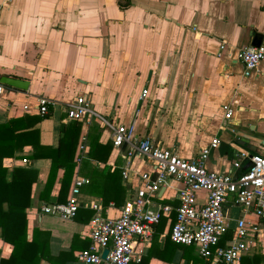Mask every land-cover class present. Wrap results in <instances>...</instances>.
Listing matches in <instances>:
<instances>
[{
    "label": "crops",
    "instance_id": "1",
    "mask_svg": "<svg viewBox=\"0 0 264 264\" xmlns=\"http://www.w3.org/2000/svg\"><path fill=\"white\" fill-rule=\"evenodd\" d=\"M254 38L264 48V0H0V81L5 77L24 87L0 83V124L27 118L17 125L32 126L27 130L37 131V146L54 149L70 124L63 113L65 104L80 96L112 124L127 125L134 119L138 137H147L183 159L217 138L218 147L210 152L205 168L236 176L247 164L243 160L233 168L238 151L264 155V57L249 78L241 76L235 57ZM143 89L146 95L138 102ZM38 97L52 102L44 117L32 110ZM22 106L28 107L27 112ZM225 106L233 110L227 121L222 118ZM33 117L40 120L32 125ZM78 124L72 162L83 133ZM84 134L85 158L77 175L85 184L76 197V215L69 221L39 214L42 204L59 203L61 172L46 201L37 198L48 159L30 160L31 147L24 146L2 160L6 182L31 184L24 210L27 237L33 229L47 233L48 251L53 257L61 253L60 264H79L76 253L87 249L90 205L99 204L113 217L129 189L137 186L134 178L124 182L120 176L124 145L112 148L109 132L95 123ZM132 166L148 170L142 159H132ZM173 194V189L160 190L156 204L173 209ZM197 197L201 204L204 195ZM169 225L170 216L158 244ZM9 252L0 239V259ZM146 264L167 263L150 258ZM171 264L184 262L175 253Z\"/></svg>",
    "mask_w": 264,
    "mask_h": 264
},
{
    "label": "built area",
    "instance_id": "2",
    "mask_svg": "<svg viewBox=\"0 0 264 264\" xmlns=\"http://www.w3.org/2000/svg\"><path fill=\"white\" fill-rule=\"evenodd\" d=\"M242 67L241 76L251 77L264 57V48L245 47L236 53ZM3 87L0 84V95ZM146 90H141L137 101L142 102ZM52 102L38 97L32 106L34 112L44 117ZM28 107L22 106L27 112ZM65 120L77 122L82 132L73 158V175L67 197L63 203H47L39 207V214L60 221L74 219L79 204L76 197L85 180L77 175L78 166L85 158V134L91 124L109 132L112 148L126 147L120 168L121 179L132 178L137 186L130 188L127 198L115 216L108 217L107 210L99 204L90 205L93 214L87 224L89 245L77 252L79 264H137L144 249L149 246L154 227L161 218L168 219L173 211V221L168 228L169 240L193 248L198 264H239L242 258H251L257 245H264V155H246L238 151L233 168L238 169L246 160V169L236 176L208 171L205 163L211 151L218 147V139L200 148L190 159L178 157L173 151L162 149L147 137L135 134V120L127 125L112 124L90 108L83 97H75L64 107ZM139 110L134 111V117ZM233 110L223 107V120L231 118ZM144 160L147 171H138L132 159ZM25 164L24 159L21 160ZM173 189L169 206L156 204L160 190ZM163 193V192H162ZM203 202L198 203V195ZM237 209V216L232 211ZM106 256L101 259V252Z\"/></svg>",
    "mask_w": 264,
    "mask_h": 264
},
{
    "label": "trees",
    "instance_id": "3",
    "mask_svg": "<svg viewBox=\"0 0 264 264\" xmlns=\"http://www.w3.org/2000/svg\"><path fill=\"white\" fill-rule=\"evenodd\" d=\"M25 119L27 118L12 119L0 124V239L10 247L8 257L0 259V264H40L41 261L48 264H60L58 259L61 253L53 257L48 251L47 233L33 229L27 237L24 210L29 206L31 184L22 180L6 182L4 180L6 170L2 167V160L13 157L14 153L21 151L24 146L31 147L30 160H49L46 179L37 198L46 201L57 173L61 172L57 202H64L63 198L73 173L72 156L80 125L77 122H70L62 132L56 148L48 149L37 146V131L27 130L32 126L26 128L17 125L18 122ZM30 120L33 125L40 118L33 117ZM114 175L112 173L108 177L111 178ZM107 201L104 200V203ZM114 202L118 204L117 200ZM3 205H5V209L2 208ZM169 216L171 223L174 217L173 212ZM165 224L166 219L161 218L154 227L151 245L138 264H146L150 258L171 264L175 253L179 254V259L184 264H198L199 260L193 255V248L172 243L168 233L164 235L162 244H158L159 234L164 230ZM239 264H264V251L260 253L257 249L251 258H242Z\"/></svg>",
    "mask_w": 264,
    "mask_h": 264
},
{
    "label": "water",
    "instance_id": "4",
    "mask_svg": "<svg viewBox=\"0 0 264 264\" xmlns=\"http://www.w3.org/2000/svg\"><path fill=\"white\" fill-rule=\"evenodd\" d=\"M259 45H260V40L254 38L253 41L250 44V47L257 48V47H259ZM0 83L2 85H4V86H8V87H11V88H14V89H21V90L24 89V87H22V85L20 84V81L13 80V79H9V78H5L4 77L3 80L0 81ZM106 253H107L106 250H103L101 252V259L105 258Z\"/></svg>",
    "mask_w": 264,
    "mask_h": 264
},
{
    "label": "rangeland",
    "instance_id": "5",
    "mask_svg": "<svg viewBox=\"0 0 264 264\" xmlns=\"http://www.w3.org/2000/svg\"><path fill=\"white\" fill-rule=\"evenodd\" d=\"M237 211H238L237 209H234V210L232 211V216H233V217L237 216ZM256 248L259 250L260 253H263V251H264V245H263V247H260V246L257 245ZM257 249H256V250H257ZM256 250H255V253H256Z\"/></svg>",
    "mask_w": 264,
    "mask_h": 264
}]
</instances>
